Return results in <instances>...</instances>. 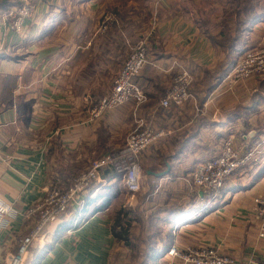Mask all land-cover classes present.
I'll return each mask as SVG.
<instances>
[{
	"label": "crops",
	"instance_id": "crops-1",
	"mask_svg": "<svg viewBox=\"0 0 264 264\" xmlns=\"http://www.w3.org/2000/svg\"><path fill=\"white\" fill-rule=\"evenodd\" d=\"M242 9L264 11V0H37L23 34L8 32L0 22V202L15 210L0 222V264L12 261L33 226L26 212L52 187L68 185L93 160L125 148L136 128L135 105L98 119L91 113L111 93L129 46L140 38L149 39L148 64L137 78L148 101L138 116L163 132L142 157L144 205L148 211L160 207L163 226L174 235L169 251L150 264H182L169 254L174 247L181 253L214 248L238 264H264L254 211L255 198H264V177L251 188L227 192L222 204L202 200L192 183L198 165L219 156L229 138L244 155L258 136L255 129L264 127V79L221 83L243 54L227 68L228 55L202 28L220 24L225 11L237 19ZM109 13L116 22L103 33L100 25ZM255 21L244 39L247 48L264 47V13ZM181 68L194 78L195 100L163 109L160 102ZM224 68L228 71L220 79ZM246 122L252 124V137L240 135ZM101 181L84 203L119 184L110 171ZM120 192L108 208L55 243L57 225L49 227L47 241L35 245L27 264H114L118 253L127 254L113 236L114 219L119 209L139 206L141 200L123 196L125 187ZM84 203L74 204L64 221L80 219ZM45 246L50 250L35 260Z\"/></svg>",
	"mask_w": 264,
	"mask_h": 264
},
{
	"label": "built area",
	"instance_id": "built-area-1",
	"mask_svg": "<svg viewBox=\"0 0 264 264\" xmlns=\"http://www.w3.org/2000/svg\"><path fill=\"white\" fill-rule=\"evenodd\" d=\"M36 1L19 0L17 5L3 10L0 12L1 24L8 32L23 34L27 22L35 12ZM115 22V14H106L99 30L104 33ZM147 64V41L142 40L130 47L128 57L114 79L111 93L103 97L91 113L93 119H98L104 113L125 104L135 105L136 128L128 135L125 148L120 152L108 153L92 162L87 171L73 177L68 187H52L32 206L26 212V217L33 220L32 229L20 240L18 252L8 264H27L35 245L47 241L48 228L64 221L74 204L82 205L83 197L102 182L101 175L105 171H110L117 177L121 176L126 191L132 197L141 191L143 153L163 134L151 122L138 116V111L148 101V95L137 82V78ZM259 77H264V47L245 52L222 83L236 85ZM193 82L194 78L187 69H179L160 106L163 109L181 107L195 100L190 90ZM252 157L253 153L241 155L235 149L234 140L229 138L219 156L198 165L193 173L192 183L200 191L211 193L215 197L223 188L225 181L240 168L247 166ZM254 211L259 220L258 238L264 240V198H255ZM14 213L12 206L0 202V222L5 217H12ZM169 254L179 256L182 264H238L236 259L221 255L214 248H200L181 253L174 247Z\"/></svg>",
	"mask_w": 264,
	"mask_h": 264
},
{
	"label": "trees",
	"instance_id": "trees-1",
	"mask_svg": "<svg viewBox=\"0 0 264 264\" xmlns=\"http://www.w3.org/2000/svg\"><path fill=\"white\" fill-rule=\"evenodd\" d=\"M14 1V2H13ZM19 0H4L0 2V12L9 8L10 6H13L15 4H18ZM238 18L235 19V14H233V11H225V16L220 24H217L215 26H206L202 27L203 30L207 31V33L213 37V43L215 48L220 52L228 55V60L226 61L225 65L227 68H229L231 65H234L236 63V59L238 58V55L244 54L248 50H252L253 48H247L244 44L245 37H248L251 29L253 27V24L256 22L255 20L259 19L261 14L264 13V11H255L253 9H242L237 11ZM246 13L245 18L241 16V14ZM247 17V18H246ZM255 49V48H254ZM234 60H233V55ZM238 54V55H237ZM227 68L222 69L220 74H218V78L222 79V77L227 73ZM215 85V84H214ZM210 85V87H212ZM192 87V86H191ZM191 90V89H190ZM241 114H244L245 112H240ZM248 124V126H247ZM251 123L246 122V130L242 132L240 135L247 136L250 134L249 131H251L253 128L251 126ZM255 130L258 131V136L251 139V144L246 148L244 155H247L249 153H253V157L251 162L245 166L240 168L236 173L240 172V175L238 177L245 178L246 184H243L240 179L237 181H229L228 179L225 181V184L221 190L215 195H212L211 193L202 192V200H207L211 203H217L222 204L224 202V199L226 197L227 192L230 191H237V190H243L247 188H251L257 181H259L262 177H264V140L258 139V137H261L264 135V127L262 128H256ZM234 173L231 178L236 174ZM119 184L113 185L109 188V191H107L106 195H100L99 197H93L90 196L89 199L84 203L83 205V216L80 219H73L71 221H62L57 225L56 231H55V237L53 239L54 243L63 236L68 231L74 230L78 228L84 221L91 218L93 214L99 213L106 208H108L112 202L121 194L120 189L123 186L124 183L122 181V177L118 176ZM197 195H199L197 193ZM101 202H98L100 201ZM97 201V202H95ZM94 205V209L92 212H88L87 209L90 208V206ZM217 206V205H216ZM139 206H136L134 208H122L119 209L117 212L114 224L112 227V233L115 239L118 243H121L125 246V248L129 252H136L138 254L140 250H144L142 253L141 258L137 256L131 257V261L133 263L137 264H150V262H156L158 261L162 254L169 251L171 246L173 245V230L169 231L167 234V240L162 243L163 245L159 248L158 243L154 246V244H151V241L156 238L155 236H150L146 240V245L144 249H141L137 244L136 240L137 238H132L133 229L135 226V222L140 221L142 223V219L138 220L133 217V215L138 210ZM147 212L149 208H146ZM213 209V208H212ZM211 209V210H212ZM146 211V210H145ZM87 212V216L84 217V215ZM210 212V211H208ZM206 214V213H205ZM156 215L161 218L162 211L159 210L155 214L152 213L150 216L147 217L146 223L150 224L149 227H152L153 223L157 220ZM136 219V221L134 220ZM162 220V219H160ZM135 221V222H134ZM48 249L50 248L48 246L43 247L36 255L35 260L42 257L45 253L48 252ZM141 255V254H139Z\"/></svg>",
	"mask_w": 264,
	"mask_h": 264
},
{
	"label": "rangeland",
	"instance_id": "rangeland-1",
	"mask_svg": "<svg viewBox=\"0 0 264 264\" xmlns=\"http://www.w3.org/2000/svg\"><path fill=\"white\" fill-rule=\"evenodd\" d=\"M15 5H17V4H15ZM11 7V6H10ZM2 12V11H1ZM113 25V24H112ZM109 28H110V26H109ZM108 28V29H109ZM108 31V30H107ZM141 40H144L143 38H140ZM139 39V40H140ZM146 39H148V38H146ZM149 40V39H148ZM130 44H132V43H130ZM134 45V44H133ZM130 47H131V45L129 46V52H130ZM126 61V60H125ZM124 61V62H125ZM262 79H264V77H261ZM115 79V78H114ZM113 82H114V80H113ZM244 82H247V81H244ZM218 83V81L216 82V84ZM222 83V82H221ZM243 82H239L238 84H236V85H240V84H242ZM134 121H135V124H136V118H134ZM147 151V150H146ZM145 151V152H146ZM144 152V153H145ZM144 153H143V155H144ZM104 157V156H103ZM103 157H101V158H103ZM100 158V159H101ZM97 160H99V159H97ZM94 161H96V160H93L92 162H94ZM91 162V163H92ZM143 163H144V161H143V158H142V170H143V177H144V166H143ZM90 166H91V164H90ZM90 166L85 170V171H87L89 168H90ZM85 171H82V172H85ZM82 172H80L79 174H81ZM78 174V175H79ZM239 175H240V172L239 173H236L232 178L230 177L228 180L229 181H237V180H239L238 179V177H239ZM143 177H142V186L143 187H141V191L136 195V197L138 198V200H141L140 201V203H139V208H138V210L136 211V213L133 215V217L134 218H136V219H138V220H140V219H142V223L140 222V221H137V222H135L136 221V219H134L135 221V226H134V229H133V233H132V238L133 239H135V238H137V240H136V244L141 248V249H144L145 248V245H146V240L150 237V236H155L156 238H154V240H152L151 241V244L153 245L154 244V246L158 243V244H161V243H164L166 240H167V234H168V231H169V229L167 228V227H165V226H163V221L162 220H160V219H162V218H159L157 215H156V217L155 218H157V220L152 224L153 226L152 227H149L150 226V224H147L146 223V219H147V217L148 216H150L152 213H156L157 211H159V210H161L160 209V207L159 208H157L156 210H150V211H148L147 212V209H146V206L144 205V201H146V191L144 190V182H143ZM72 180H73V177H72V179L70 180V183L68 184V185H65V186H61V187H68L70 184H71V182H72ZM125 187V186H124ZM122 188H123V186H122ZM152 188V187H151ZM151 188L149 189V190H151ZM123 196H127L128 198L129 197H132L130 194H124ZM141 203H143V205L141 204ZM146 210V211H145ZM84 223H86V221H84ZM84 223H82L81 224V226L84 224ZM147 235H150L149 237H147ZM165 244V243H164ZM145 250V249H144ZM144 250H140V252L138 253V254H136V252H129V253H125V252H123V253H118V256H117V260L114 262V264H137V262L136 263H133L132 261H131V257H133V256H139L140 258H141V256H142V253H143V251ZM139 254H141V255H139Z\"/></svg>",
	"mask_w": 264,
	"mask_h": 264
},
{
	"label": "water",
	"instance_id": "water-1",
	"mask_svg": "<svg viewBox=\"0 0 264 264\" xmlns=\"http://www.w3.org/2000/svg\"><path fill=\"white\" fill-rule=\"evenodd\" d=\"M222 79H223V78H222ZM253 134H254V132L250 134V137H252ZM165 174H166V173L157 174L156 176H157V177H163Z\"/></svg>",
	"mask_w": 264,
	"mask_h": 264
},
{
	"label": "bare ground",
	"instance_id": "bare-ground-1",
	"mask_svg": "<svg viewBox=\"0 0 264 264\" xmlns=\"http://www.w3.org/2000/svg\"><path fill=\"white\" fill-rule=\"evenodd\" d=\"M144 40L147 41V47H148V39H144ZM255 49H258V48H255ZM248 51H249V50H248ZM243 55H244V54H243ZM243 55H242V56H243ZM236 64H237V63H236ZM236 64H235V65H236ZM232 69H233V67L231 68V70H232ZM231 70H230V71H231ZM230 71H229V72H230ZM236 172H237V171H236ZM236 172H235V173H236Z\"/></svg>",
	"mask_w": 264,
	"mask_h": 264
}]
</instances>
